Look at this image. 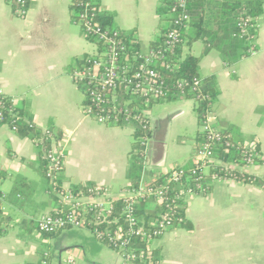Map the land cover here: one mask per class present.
I'll list each match as a JSON object with an SVG mask.
<instances>
[{"label":"crops","instance_id":"crops-1","mask_svg":"<svg viewBox=\"0 0 264 264\" xmlns=\"http://www.w3.org/2000/svg\"><path fill=\"white\" fill-rule=\"evenodd\" d=\"M113 23L133 34L143 52L161 35L159 8L163 0H100ZM229 0H191L192 12L202 17L204 36L184 52L201 56L202 76L217 78L220 94L210 115L214 125L239 129L246 143H260L264 159V0L257 18L256 50L225 62L217 46L206 44L210 30L216 42L229 38ZM71 0H32L26 16L15 15L7 0H0V86L15 104L23 103L26 115L41 128L61 134L53 149L64 152L63 167L55 172L61 188L48 186L41 174V154L28 137H21L8 124H0L1 189L6 193L1 212L9 216L6 235L0 237V264H52L49 251L38 252L21 240L22 232L36 231L55 246L57 264L69 258L79 264H121L118 252L99 241L88 229H67L45 237L38 220L66 206V190L84 184H98L119 197L129 188V153L134 127L110 126L87 116L82 89L72 78L73 66L85 54L95 51L70 11ZM164 25V23H162ZM189 29L187 30V32ZM221 48H227L218 43ZM235 55V51H230ZM196 100H160L149 110V140L141 185L174 168L192 167L201 125ZM264 175V162L244 168ZM52 173V172H51ZM152 203V205H151ZM146 212L156 210L153 201L144 202ZM161 212L150 216L154 222ZM186 218L193 229L173 228L153 241L160 249L158 264H264V188L234 178L215 179L211 190L186 199ZM142 219L145 217L142 215ZM35 224V225H34ZM34 239V238H32ZM35 247V245H33Z\"/></svg>","mask_w":264,"mask_h":264},{"label":"built area","instance_id":"built-area-1","mask_svg":"<svg viewBox=\"0 0 264 264\" xmlns=\"http://www.w3.org/2000/svg\"><path fill=\"white\" fill-rule=\"evenodd\" d=\"M17 3L25 4L26 0H17ZM18 12L27 14L24 9H19ZM93 16L94 14L89 10L83 13L81 29L85 36L94 39L96 49L88 53L84 59L82 57V63L72 71L74 82L82 89L85 96L84 112L106 125H131L134 130L137 126H141L149 130V110L153 102L168 100L175 88L179 89L185 85V81L171 83L167 74L175 72L178 68V63L173 60L177 46L183 41L181 27L186 28L191 21L188 0H174L171 7V29L166 34L164 46L150 48L148 52L135 49L136 40L128 38L127 33L120 29L103 26ZM250 20L253 19L242 20V34L247 35L249 40H254L256 35H249L248 31ZM258 27L255 19L254 28L257 30ZM252 52L254 50L249 51ZM198 85L199 79L195 78L193 88ZM184 95L185 92L182 91L180 97ZM1 97L10 96L0 86ZM10 99L13 108L17 104L11 97ZM0 104L3 105L2 102ZM0 124H8L1 110ZM201 131L205 134V141L195 152L197 161L190 174L184 167L174 168L168 173L164 183L159 185L140 183L138 187L128 188L119 197L112 196L109 187L98 184H84V187L78 191L71 188L63 194L66 204L64 208L48 213L38 220L39 232L56 235L67 229H88L99 241L118 252L122 259L121 264H135L137 259L145 260L150 257L153 241L175 228L176 222L182 221L179 215L181 202H186L189 196L203 190L202 180L209 173L215 151L225 138L222 130L214 125L210 113L203 120ZM148 140L149 137H146L143 141L144 154ZM225 144L226 147L231 146L228 140ZM243 147L247 166L255 165V158L259 157L255 151V143L248 142ZM49 159L53 172L61 171L64 152L54 148ZM214 179L219 177L215 175ZM188 180L192 182L183 184ZM174 184L179 187L173 194L171 186ZM262 187L264 188V184ZM118 198H123L121 215L124 217V226L118 222V216L115 214V201ZM5 199L6 193L1 189L0 181L1 210L6 209L3 204ZM149 200L163 204L164 209L154 222L146 224L138 216L137 206ZM132 238L145 241L146 250L135 246ZM47 263V260L42 261V264ZM66 264L79 263L69 258Z\"/></svg>","mask_w":264,"mask_h":264},{"label":"trees","instance_id":"trees-1","mask_svg":"<svg viewBox=\"0 0 264 264\" xmlns=\"http://www.w3.org/2000/svg\"><path fill=\"white\" fill-rule=\"evenodd\" d=\"M32 0H26L25 4L17 3V0H7L13 8L15 15L24 17L26 14L19 13V9H24L28 12L31 6ZM199 1V6L202 7V0ZM174 0H163L161 7L159 8V14L161 17V35L155 41H151L150 48L163 47L164 41L166 40V34L171 29V7ZM100 0H71L70 11L71 17L74 22L80 23L82 27V15L85 11L89 10L91 14H94L93 18L98 21L103 26H109L112 29H120L116 27L113 23L112 15L108 14L105 10L100 9ZM228 15H230L229 38L223 42H216V37L214 31L210 30V39L205 41L213 47L217 46L223 55L225 62H231L233 60L239 59L241 57L247 56L250 50H256L254 46V40H249L248 36L242 34L241 22L243 19H253L248 22L249 35H257L258 31L254 28L255 19H257L263 13V1L262 0H229L227 1ZM188 9L191 14V21L186 28L181 27V38L182 42L177 46L175 59L173 61L178 63V68L173 73H168V78L171 83L176 81H185V85L182 88H175L173 93L170 94L168 100H176L178 98H191L196 99L195 111L199 120V124L202 125L205 117L211 112L214 103H216L218 96L220 94L217 78L215 75L210 74L207 76H202L200 73V62L201 56H195L191 53H185V46H192L194 42L201 39L205 30L207 29L204 25L202 17L196 18L192 12L191 0H188ZM164 23V25H162ZM189 31L187 32V30ZM121 30V29H120ZM128 38L134 39L133 34H127ZM88 40H94L90 36H86ZM135 40V39H134ZM218 43L222 44L227 48H221ZM135 49H140V44L137 42L134 44ZM235 51V55L230 54V51ZM87 56L85 54L83 59ZM82 63V59H78L76 64L73 66L75 68L77 65ZM199 79V85L193 88L194 79ZM184 91L185 95L180 97V93ZM0 110L3 112L7 123L9 126L17 132L21 137L30 138L35 145L38 147L41 154V174L46 178L48 186H54L58 181L56 187L61 188L59 180L61 177H57L56 174L51 173V161L49 155L53 150V144H58L62 136L61 134L55 132L53 128H41L33 123L31 119L26 115V107L23 103L17 104L15 107H11L10 97L0 98ZM154 104V102H153ZM152 104V105H153ZM152 105L150 107H152ZM149 130L137 126L133 133L132 148L129 153V172L128 179L130 182L129 188L138 187L142 180V174L145 166V147L143 145L144 138L149 137ZM222 134L225 137L223 142H221L214 154V162L210 165L209 173L205 175L202 180L203 190L199 193H207L211 190L212 182L215 180L214 176L217 175L219 179L234 178L245 183H254L256 185L262 186L264 184V175L257 176L245 171L244 168L247 166L245 156L243 154V149L245 145V140L243 139L239 129L228 125L225 130H222ZM226 140L230 141L231 146L226 147ZM255 143V151L259 154V157L255 158L256 164H261L264 159L261 157L260 143L252 139ZM205 141V134L200 131L198 133V143L196 145L195 152ZM192 167H184L188 174H190ZM228 170V172H226ZM168 173L157 177L152 184H162L165 182V178ZM1 181V176H0ZM191 180L185 181L183 184L191 183ZM84 186L79 185L74 187V191L82 189ZM171 193L174 194L178 189V185L171 186ZM153 201V200H149ZM148 202V201H147ZM155 202V201H153ZM156 203V202H155ZM116 211L115 214L118 216V222L123 226L125 225L124 217L121 215V209L123 206V198H118L115 201ZM164 205L161 203H156V210L152 213L146 212L144 208V202L137 206L138 216H144L143 219L146 224L149 223L150 216H155L156 213L162 212ZM181 213L179 214L182 221L175 223V228L183 227L188 230L193 229V224L187 220L186 212V202L182 201L179 208ZM9 223V216L1 212L0 208V237L6 235L7 224ZM151 223V222H150ZM35 225V224H34ZM45 237H51L54 235L43 234ZM132 243L141 248V250H146L147 245L145 241L137 238H132ZM160 249H152L150 257L145 260L137 259L135 264H158L161 259ZM42 264V263H40ZM48 264V263H47Z\"/></svg>","mask_w":264,"mask_h":264},{"label":"rangeland","instance_id":"rangeland-1","mask_svg":"<svg viewBox=\"0 0 264 264\" xmlns=\"http://www.w3.org/2000/svg\"><path fill=\"white\" fill-rule=\"evenodd\" d=\"M152 205V203H151ZM15 228V231L17 232V234H19L21 236V240L24 241L28 246V248H31L32 250L34 248H37L38 252L40 251H49L50 250V259L52 261V264H57L58 260H56V256H55V246L57 243H53V245L51 246V244H47L46 239H44L43 237H41L39 235V233H37L36 231L33 232H22V230H20V228L18 227H11V230H13ZM34 238V239H32ZM33 245H35V247H33Z\"/></svg>","mask_w":264,"mask_h":264},{"label":"water","instance_id":"water-1","mask_svg":"<svg viewBox=\"0 0 264 264\" xmlns=\"http://www.w3.org/2000/svg\"><path fill=\"white\" fill-rule=\"evenodd\" d=\"M51 172L54 173L52 168H51Z\"/></svg>","mask_w":264,"mask_h":264}]
</instances>
